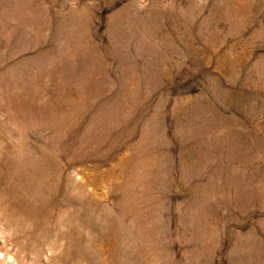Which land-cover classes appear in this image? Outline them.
Here are the masks:
<instances>
[{
    "label": "rangeland",
    "instance_id": "rangeland-1",
    "mask_svg": "<svg viewBox=\"0 0 264 264\" xmlns=\"http://www.w3.org/2000/svg\"><path fill=\"white\" fill-rule=\"evenodd\" d=\"M0 264H264V0H0Z\"/></svg>",
    "mask_w": 264,
    "mask_h": 264
}]
</instances>
